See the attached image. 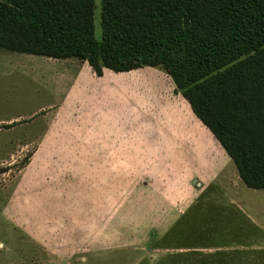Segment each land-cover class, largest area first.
Listing matches in <instances>:
<instances>
[{
	"label": "rangeland",
	"instance_id": "374dc122",
	"mask_svg": "<svg viewBox=\"0 0 264 264\" xmlns=\"http://www.w3.org/2000/svg\"><path fill=\"white\" fill-rule=\"evenodd\" d=\"M99 14L95 0L97 38ZM171 87L158 67L105 69L96 77L76 58L0 49V264H153L167 253L153 250L147 225L153 209L176 202L158 196L182 192L187 177L171 172L189 160L169 168L152 146L155 151L137 162L141 167L96 168L94 174L77 164L87 157L89 131L101 152L115 140L118 146L127 141L132 151L150 144L138 128L177 126L156 118L182 111L168 98ZM174 122L183 128L179 118ZM80 143L86 147L77 151ZM193 155V161L212 159L206 151ZM228 160L190 206H249L264 214V189L246 187Z\"/></svg>",
	"mask_w": 264,
	"mask_h": 264
},
{
	"label": "trees",
	"instance_id": "16d2710c",
	"mask_svg": "<svg viewBox=\"0 0 264 264\" xmlns=\"http://www.w3.org/2000/svg\"><path fill=\"white\" fill-rule=\"evenodd\" d=\"M0 0V49L85 61L95 76L158 67L243 184L264 189V0Z\"/></svg>",
	"mask_w": 264,
	"mask_h": 264
},
{
	"label": "crops",
	"instance_id": "0c3cea01",
	"mask_svg": "<svg viewBox=\"0 0 264 264\" xmlns=\"http://www.w3.org/2000/svg\"><path fill=\"white\" fill-rule=\"evenodd\" d=\"M163 94V97H166L169 92L164 91ZM171 94L174 96L173 99L168 98L178 104L182 111H174L172 115L164 112L156 118L167 120L168 123L169 120H173L172 125L177 126L138 128L135 131L137 135L145 136L150 144L137 146L132 151L129 150L127 141L118 146V141L115 140L114 143L110 141L111 147L108 151L101 152L96 146L97 142L95 144L93 142L92 145L90 140L96 132L89 131L86 136L87 157H83L82 160L85 162L77 166L93 169L94 174L96 168L141 167L144 165L137 162L143 161L147 152L155 151L152 146H157L156 152L163 155L162 162L168 161L164 164L169 168H174L173 162L179 161L183 165L182 162L189 160L191 162L189 166L184 164L183 168L171 172L187 177L182 181V192L173 195L162 192L158 196L176 202L169 207L152 210L153 219L147 227L154 234L153 250L167 252L163 255L164 258L156 255L158 256L156 261L153 257V264H264V220L258 218L264 215L263 211L249 206L214 208L190 206L192 201L199 198L203 188L216 181L225 167L230 165L228 160L230 158L212 133L193 114L188 102L180 93L175 92L174 87H171ZM176 118L181 120L183 128L174 122ZM209 141L211 144H207ZM79 145L81 149L77 151L86 147L85 143ZM198 151L199 153L206 151L212 159L190 160L195 158L196 155L193 154ZM77 160L81 162L79 158ZM104 183L110 182L105 180ZM165 235L169 240L161 244Z\"/></svg>",
	"mask_w": 264,
	"mask_h": 264
}]
</instances>
